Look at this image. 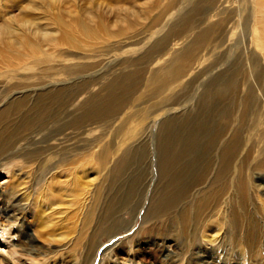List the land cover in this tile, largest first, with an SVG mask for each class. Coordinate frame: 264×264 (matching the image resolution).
Listing matches in <instances>:
<instances>
[{"label": "rangeland", "instance_id": "1", "mask_svg": "<svg viewBox=\"0 0 264 264\" xmlns=\"http://www.w3.org/2000/svg\"><path fill=\"white\" fill-rule=\"evenodd\" d=\"M258 4L0 0V27L11 23L15 30L30 21L52 34L44 40L24 26L19 33L31 51L19 54L11 52L8 37L0 38V63L11 61L0 65V205L9 189L1 183L11 179L28 204L17 222L0 214V239L16 251L22 240L30 241L32 259L47 264H85L73 246L78 233L87 235L85 252L100 247L93 264H264L260 236L253 256L235 254L243 231L228 233L231 207L223 223L217 209L197 226L189 206L195 196L204 202L206 182L220 162L237 165L253 145L250 162L263 160L264 50L257 45L264 44V33L256 24L264 27V19ZM25 95V105L13 111ZM39 95L46 99L38 101ZM49 132L54 139L38 144ZM10 144L13 149L4 150ZM33 150L36 157L23 156ZM123 156L128 166L113 175ZM237 174L234 168L226 178ZM252 175L262 187L264 172ZM126 181L144 208L157 193L173 203L148 222L144 210L138 214L132 206L106 216L110 198ZM95 185L103 189L99 200ZM93 197L101 210L86 216ZM47 220L57 231L45 240L40 227Z\"/></svg>", "mask_w": 264, "mask_h": 264}, {"label": "bare ground", "instance_id": "2", "mask_svg": "<svg viewBox=\"0 0 264 264\" xmlns=\"http://www.w3.org/2000/svg\"><path fill=\"white\" fill-rule=\"evenodd\" d=\"M257 1L259 2V4L257 5L258 7L256 11L257 13H259V17L261 19H264V13H262V11H264V0H257ZM2 11L0 9V13H2ZM260 23L259 25L256 24V27L258 26V30L260 29L261 33H264L263 32L264 27L262 26L260 28L261 26ZM29 25H30L29 29H32L35 35H37L36 37H40V38H43L44 40H47L52 36V34L44 30H40L38 25L30 21H27V22L25 21L22 25L19 26V28L17 27V29L15 30H13L14 27L11 26V23L3 24L0 27V38L8 37V39L12 41V42H9L10 44L13 45V46L9 45V47L12 48V51H11L12 53L19 54V53H28L29 51H31L30 46L26 44L23 36L21 35V33H19L20 31H22L21 28H23L24 26L25 27L29 26ZM78 25L79 23L75 24V26H78ZM82 31H83L82 34L84 35L89 34L86 31V28H83ZM198 42L199 41H196V43ZM257 46L261 50H264V44L261 43L260 41H258ZM7 62L11 64L10 60H5L1 62L0 65H3L4 63H7ZM8 90L10 92L15 90V85L10 86ZM59 91H57V93ZM28 98H29L28 95L20 96V97L18 96V98L16 99H18V101L20 102H15L12 105V110L14 111L17 108L25 105V102H23V100L28 99ZM45 99L46 97L45 96L43 97V95L38 96V101L40 102L44 101ZM4 114L5 112H1L0 116H4ZM62 130H64V128L59 129L58 132L55 131V133L57 132L56 136H58V134L61 135L60 132ZM55 133L53 135V132L51 133L49 132L45 136H42V138L37 137V138H40L38 139L40 140L38 144L54 139ZM63 141H64V138L62 137L61 139L57 140V146L62 145L64 143ZM12 146H13L12 144L6 146L4 147V150L5 149L11 150L13 149ZM38 152L42 154L40 151ZM256 153H257V147L253 145L248 150V155H247L248 159L241 161L237 165H232L226 162H220V167H216L213 169V172H215V174L211 178L209 177V180L206 182V186H210V190L206 194V197L204 198V202L201 203L197 199H194L196 196L193 198L192 201L189 202V206L192 210L194 219L196 220L195 223L197 226H199L200 219L204 214L207 216H212V215L214 216L217 209H220V211H218L219 216L221 215L219 221L223 223L227 208L231 207L232 218L229 219L227 223L228 233H230V230L234 231L233 234H237L238 232L243 231V235L241 236V239H239V242H238V245L239 244L241 245H239V250L235 252L237 256H241V254H243L246 251L249 256H253L254 253L252 251L255 249V246H256L255 238L257 236H260L262 239H264V185L259 188L252 183V178H253L252 174L264 172V157H263V160L260 162L255 163V161H253L254 164H252V162H250L249 160L254 155L256 156ZM260 154L264 155V149L260 151ZM23 156H25L28 159H31L37 156V152H34L33 150L32 153L27 152L26 155L24 154ZM41 160H45V159L41 158L39 162H42ZM128 161L130 160L127 159L125 156H123L121 160H119L116 163V165L113 166L112 168V170H114L113 175L115 173L120 175L122 171L124 170V168L128 166ZM107 165H108L107 162H102L101 165H99V167L105 169ZM234 168L238 170V174L234 177V179L226 178V176ZM48 170L49 169H46L44 173L45 176L47 175ZM108 171L109 169L106 170V172ZM7 177H8V174H7ZM163 179L168 183V178L166 175H164ZM134 182L135 184L139 183V179L135 178ZM1 184H8L9 189L7 191L5 198H3V202L0 205V214L5 215L7 219H13L12 221L17 222L18 220L16 216H18L19 213H22L24 210H26L28 204L24 202L23 196L17 195L16 189L18 188V184L13 182L12 179L9 181H4ZM129 188H130V185L128 181L120 184V186L118 187L117 193L114 196H112L110 198V201L108 202V205L105 211L106 216L120 215L121 213H124L129 207L131 208L132 206L134 208V211H136L135 213L138 212L139 214L141 210H144L143 214H144L145 222H148L151 220L153 221L160 216V211L166 213L168 209L170 208V207H167L168 203H173V200H174V198H171V197L167 198L166 196L164 195L161 196L160 193H157L156 196L153 198L151 205L144 208L145 206L143 202L141 203L139 198L137 199L135 198L137 193L134 191V189L132 188L129 189ZM92 191L94 195H96L97 200H99L101 198V195L103 194V189L95 185V189H92ZM91 196L92 195H89V197ZM97 200H95L94 197L92 198V203L89 205V209L86 211V216L94 215L101 210V206L97 204ZM104 210L105 208L102 211L104 212ZM185 210L186 208L184 209V211ZM50 222H51L50 220H47L44 226L40 227V232L42 234V237L45 240L52 239L53 234L55 233V231H57V230H54V228H51L50 226L47 225V223H50ZM110 222L113 225H116L119 223L116 218H112ZM220 222L214 221L215 224H219ZM208 227L213 228L211 224ZM81 228L83 230H88L89 227L83 224ZM83 232L85 234L88 231H83ZM85 237H87V235L82 236L81 233H78L77 239L74 241L73 246L77 248L78 250L80 249L79 254L80 256H82L83 262H86L85 264H93L97 256V253L100 250V247L95 246L96 248L93 247L90 249V251L87 250L85 252L82 248L85 245L84 240L87 239ZM217 240L218 239H215L214 241L204 240V242L206 244H208L209 242L216 243ZM235 241H236V238L233 240V243H235ZM6 243H7L6 241H4L3 239H0V254L2 252L6 254L5 257L1 256L2 258H0V264H10L9 263L10 261H14V263L16 264H47L46 260H38L34 258L32 259L31 254L33 253V250L31 249L30 241L28 242H25L24 240L21 241V244H23V246L20 247V249L18 250L20 253L16 251L17 250L16 248H15L16 250H12V247H8V244ZM150 253H153L154 255L156 254L153 250H150ZM23 255H26L27 259H30V260L23 259ZM138 263L139 262H137L136 264Z\"/></svg>", "mask_w": 264, "mask_h": 264}]
</instances>
